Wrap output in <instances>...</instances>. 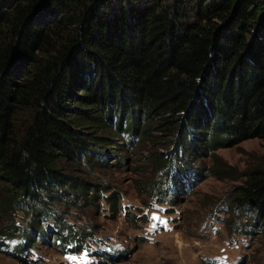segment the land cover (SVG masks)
<instances>
[{
  "label": "trees",
  "instance_id": "16d2710c",
  "mask_svg": "<svg viewBox=\"0 0 264 264\" xmlns=\"http://www.w3.org/2000/svg\"><path fill=\"white\" fill-rule=\"evenodd\" d=\"M165 137L171 151L144 157L158 172L148 187L169 203L184 182L223 176L215 154L205 168L187 152L264 139V0H0L1 251L31 263L34 238L80 249L94 225L69 209L124 210L84 166L126 160L120 141L134 151ZM222 207L248 216L233 221L242 232L264 233V159Z\"/></svg>",
  "mask_w": 264,
  "mask_h": 264
},
{
  "label": "rangeland",
  "instance_id": "374dc122",
  "mask_svg": "<svg viewBox=\"0 0 264 264\" xmlns=\"http://www.w3.org/2000/svg\"><path fill=\"white\" fill-rule=\"evenodd\" d=\"M156 133V131H152ZM140 146V148H139ZM118 150L127 155L126 160L110 161L115 165L109 167L84 168L90 176L114 186L121 193L126 211L144 215L142 219L132 223L123 211L114 213L107 211V203H101L97 210L91 206L84 212L68 210L69 218L76 222L93 224L94 232L105 241L102 244L93 242L99 249L103 243L110 247H126L123 259L116 258L110 263L101 261L97 264H264V233L259 229L242 232L236 221L250 220L239 208L233 213L222 207L230 202V193L234 185L242 181L243 171L254 167L264 159V139L250 137L233 145L217 148L215 151L189 153L185 155L190 161L209 168L213 164L212 155L218 159L221 175L207 173L196 185L188 182L186 193L174 197L172 205L160 202L148 187L158 172L149 163L148 148L156 147L163 151H171L174 141L168 137L160 142H147L131 150L120 141ZM187 180V175L182 174ZM147 203V204H146ZM169 208V209H168ZM158 212L157 220H153L151 212ZM14 219L18 224L25 225L28 218L21 211ZM6 219L0 218V227ZM35 256L39 259L28 263L14 253L0 250V264H89L96 260L85 250L81 253L62 255L53 244L40 242L34 238ZM37 252V253H36Z\"/></svg>",
  "mask_w": 264,
  "mask_h": 264
},
{
  "label": "water",
  "instance_id": "95a60500",
  "mask_svg": "<svg viewBox=\"0 0 264 264\" xmlns=\"http://www.w3.org/2000/svg\"><path fill=\"white\" fill-rule=\"evenodd\" d=\"M152 216L157 217V214L156 213H152ZM16 222L18 223V221H16Z\"/></svg>",
  "mask_w": 264,
  "mask_h": 264
},
{
  "label": "snow or ice",
  "instance_id": "6c2138e0",
  "mask_svg": "<svg viewBox=\"0 0 264 264\" xmlns=\"http://www.w3.org/2000/svg\"><path fill=\"white\" fill-rule=\"evenodd\" d=\"M152 219L155 220V219H157V217L153 216Z\"/></svg>",
  "mask_w": 264,
  "mask_h": 264
}]
</instances>
